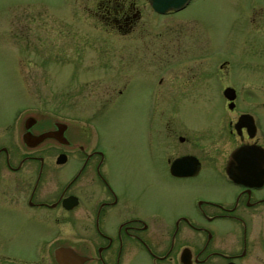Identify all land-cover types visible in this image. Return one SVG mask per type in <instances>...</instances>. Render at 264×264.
<instances>
[{"label": "flooded vegetation", "instance_id": "flooded-vegetation-1", "mask_svg": "<svg viewBox=\"0 0 264 264\" xmlns=\"http://www.w3.org/2000/svg\"><path fill=\"white\" fill-rule=\"evenodd\" d=\"M105 1L98 8L108 29L131 30L140 18L135 3ZM173 31V54L149 61L172 64L157 67L150 103L156 138L148 145L159 151L147 157L148 169L161 175L154 209L144 201L147 185L132 192L81 126L36 118L27 127L29 116L17 117L19 127L0 126V212L55 223L43 248L51 264H60L62 247L86 256L81 264H113L148 240L156 264H264V56L211 60L202 43L181 39L178 25ZM46 140L48 148L29 149Z\"/></svg>", "mask_w": 264, "mask_h": 264}, {"label": "rangeland", "instance_id": "rangeland-1", "mask_svg": "<svg viewBox=\"0 0 264 264\" xmlns=\"http://www.w3.org/2000/svg\"><path fill=\"white\" fill-rule=\"evenodd\" d=\"M102 1L0 0V126L19 127L17 117L30 115L46 119L45 126L55 120L81 126L107 164L127 174L132 192L147 185L144 201L151 210L158 205L161 175L148 169L147 157L159 151L148 145L156 138L149 131L157 108L150 103L159 77L158 63L149 61L173 54L177 25L181 39L195 38L211 60L264 56V17L252 19L255 10L264 13V0H191L165 14L149 0H115L140 10L133 28L121 32L108 29L98 8ZM18 213L12 218L0 212V264H51L43 248L57 235L55 223L27 221ZM67 231L76 236L70 225ZM145 243L131 245L113 264H156L154 245Z\"/></svg>", "mask_w": 264, "mask_h": 264}, {"label": "water", "instance_id": "water-1", "mask_svg": "<svg viewBox=\"0 0 264 264\" xmlns=\"http://www.w3.org/2000/svg\"><path fill=\"white\" fill-rule=\"evenodd\" d=\"M153 9L161 14L168 13L170 11H180L188 6L191 0H149ZM230 95V94H229ZM37 122L34 116H29L26 120L27 127H31ZM60 130H64L65 124L57 123ZM46 134L39 136V140L42 139ZM237 152L235 151L230 160L229 166H234ZM69 202L68 207H73L76 202L72 198L67 199ZM87 259L86 256H81L73 252L69 247H62L59 249L58 261L60 264H81Z\"/></svg>", "mask_w": 264, "mask_h": 264}]
</instances>
